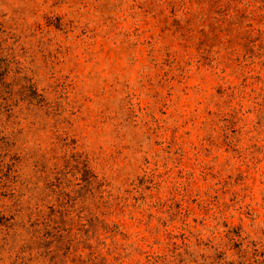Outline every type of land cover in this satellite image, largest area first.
<instances>
[{"label":"rangeland","instance_id":"rangeland-1","mask_svg":"<svg viewBox=\"0 0 264 264\" xmlns=\"http://www.w3.org/2000/svg\"><path fill=\"white\" fill-rule=\"evenodd\" d=\"M0 264H264V0H0Z\"/></svg>","mask_w":264,"mask_h":264}]
</instances>
